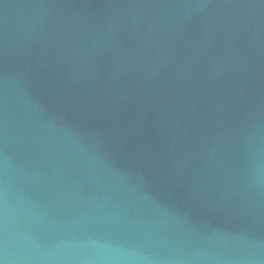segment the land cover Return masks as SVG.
Listing matches in <instances>:
<instances>
[{
	"label": "water",
	"instance_id": "95a60500",
	"mask_svg": "<svg viewBox=\"0 0 264 264\" xmlns=\"http://www.w3.org/2000/svg\"><path fill=\"white\" fill-rule=\"evenodd\" d=\"M0 264H264V0H0Z\"/></svg>",
	"mask_w": 264,
	"mask_h": 264
}]
</instances>
